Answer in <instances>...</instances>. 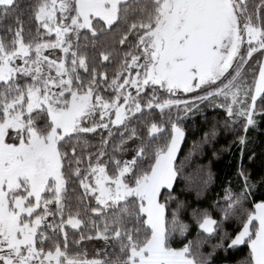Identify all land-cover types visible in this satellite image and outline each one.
I'll list each match as a JSON object with an SVG mask.
<instances>
[{"label": "snow or ice", "instance_id": "1", "mask_svg": "<svg viewBox=\"0 0 264 264\" xmlns=\"http://www.w3.org/2000/svg\"><path fill=\"white\" fill-rule=\"evenodd\" d=\"M262 126L264 0H0V264H264Z\"/></svg>", "mask_w": 264, "mask_h": 264}, {"label": "trees", "instance_id": "2", "mask_svg": "<svg viewBox=\"0 0 264 264\" xmlns=\"http://www.w3.org/2000/svg\"><path fill=\"white\" fill-rule=\"evenodd\" d=\"M205 115L207 119H205ZM222 119V114L217 115L211 109H205L203 114H199L188 121V136L184 145L182 146L181 154L178 160H183L189 150L192 148L194 140H199L200 132L206 130L214 120ZM249 142L244 153V163L248 167L249 171H253L256 174L264 172V166H262V160H264V126L260 129L251 131L248 134ZM235 134L225 133L219 138L218 148L229 149L228 151H222L219 159L215 157L213 160V172L217 178L222 182L226 176L234 178L236 171L240 164L239 147L234 144ZM208 163L206 156L197 155L192 156L186 163L184 171L188 174H195L194 179H198V169ZM257 196L261 195L260 192L256 193Z\"/></svg>", "mask_w": 264, "mask_h": 264}]
</instances>
